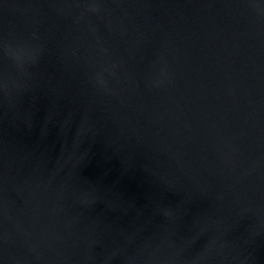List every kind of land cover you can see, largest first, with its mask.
<instances>
[{"label":"water","instance_id":"obj_1","mask_svg":"<svg viewBox=\"0 0 264 264\" xmlns=\"http://www.w3.org/2000/svg\"><path fill=\"white\" fill-rule=\"evenodd\" d=\"M0 264H264V0H0Z\"/></svg>","mask_w":264,"mask_h":264},{"label":"clouds","instance_id":"obj_2","mask_svg":"<svg viewBox=\"0 0 264 264\" xmlns=\"http://www.w3.org/2000/svg\"><path fill=\"white\" fill-rule=\"evenodd\" d=\"M93 10H98L97 6L91 5ZM9 47V55L18 63L20 67L23 66L24 59H30V60H35L36 54L34 51H30L26 48H21L19 50H12L11 46ZM98 81L100 84H104L105 81L102 76H98Z\"/></svg>","mask_w":264,"mask_h":264}]
</instances>
